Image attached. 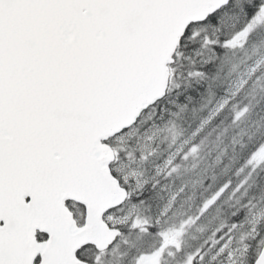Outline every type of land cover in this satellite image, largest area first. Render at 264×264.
<instances>
[{
	"label": "snow or ice",
	"instance_id": "obj_1",
	"mask_svg": "<svg viewBox=\"0 0 264 264\" xmlns=\"http://www.w3.org/2000/svg\"><path fill=\"white\" fill-rule=\"evenodd\" d=\"M0 264H264V0H0Z\"/></svg>",
	"mask_w": 264,
	"mask_h": 264
}]
</instances>
